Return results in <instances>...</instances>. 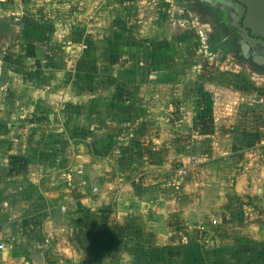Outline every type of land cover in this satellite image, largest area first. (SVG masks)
<instances>
[{
  "label": "crops",
  "instance_id": "obj_1",
  "mask_svg": "<svg viewBox=\"0 0 264 264\" xmlns=\"http://www.w3.org/2000/svg\"><path fill=\"white\" fill-rule=\"evenodd\" d=\"M107 1V34L99 35L98 9L60 7L55 16L42 8L34 15L30 5L0 0V264H46L53 246H60L62 261L75 264H264V236H236L214 247L196 238L164 243L153 226L121 221L155 214L162 202L158 190L149 208L126 210L118 194L129 192L131 171L146 181L153 170L136 144L156 123L146 108L158 103L155 59L178 47L158 1L141 7ZM127 10H139L129 32L116 19ZM87 250L93 259L85 258Z\"/></svg>",
  "mask_w": 264,
  "mask_h": 264
},
{
  "label": "rangeland",
  "instance_id": "obj_2",
  "mask_svg": "<svg viewBox=\"0 0 264 264\" xmlns=\"http://www.w3.org/2000/svg\"><path fill=\"white\" fill-rule=\"evenodd\" d=\"M13 1L23 7L30 5L29 12L34 15L42 8H50L55 16L60 13V7H68L67 13L77 7H84L85 11L98 9V18H93L96 34H107L102 25L106 20L107 0ZM135 1L140 3L139 7L145 2ZM149 1L148 6L158 1L164 8L176 37L171 41L178 52L162 53L155 59L156 71H161L159 85L153 89L158 103H147L146 108L156 123L152 132L149 130V135L140 136L136 144L145 161L154 163L153 170L146 181L139 180L140 174L131 171L129 177L133 181L128 183L129 192L118 196L124 200L125 209L137 204V211L149 208L147 204L152 200L156 202L159 191H163L162 202L155 214L131 213L121 221L134 227L153 226L154 235L164 243L196 238L199 243L214 247L236 236H264L261 231L264 228V71L238 59L218 28L212 23L203 24L207 23L203 19L206 15L184 10L186 0ZM119 14L122 17L116 19L123 21L128 32L129 27L133 31L135 26L130 17L138 21L139 10L135 14L129 10ZM115 25L114 29L118 30L119 23ZM75 46L72 44L71 50ZM20 61L18 58L14 62ZM72 94L75 91L70 90L68 95ZM50 108L52 114L58 112L57 99H53ZM175 109L180 114L176 120L171 118ZM33 115L43 117L42 112ZM144 128H148L147 123ZM150 137H154L156 144L151 145ZM152 150L153 156L148 158ZM259 188L261 191L257 192ZM106 204L102 207H107ZM202 225L205 229L201 232ZM50 251L46 264L76 263V260L62 261L60 246L59 249L53 246ZM94 256L87 250L85 258L91 260Z\"/></svg>",
  "mask_w": 264,
  "mask_h": 264
},
{
  "label": "flooded vegetation",
  "instance_id": "obj_3",
  "mask_svg": "<svg viewBox=\"0 0 264 264\" xmlns=\"http://www.w3.org/2000/svg\"><path fill=\"white\" fill-rule=\"evenodd\" d=\"M245 1L248 4H253L252 0ZM247 3H242L241 1L239 2V0H186L184 1V5L182 7L188 12L194 11L200 15H206L207 17L203 19L207 21V23L205 22L203 24L210 25L212 23L216 26L221 35L225 37V44L230 47L231 51L238 59L248 61L252 65L264 71V47L260 43L251 45L244 40L240 32L234 28L233 18L229 14L230 9L227 6L230 4L239 8V6L245 5L248 8ZM239 15L241 17L242 13L240 14L237 12V17H239ZM198 18L197 20H199ZM237 19H239L240 24H243L244 16ZM249 35L254 38H261L260 36H253L251 32ZM262 39L264 40V37H262Z\"/></svg>",
  "mask_w": 264,
  "mask_h": 264
},
{
  "label": "water",
  "instance_id": "obj_4",
  "mask_svg": "<svg viewBox=\"0 0 264 264\" xmlns=\"http://www.w3.org/2000/svg\"><path fill=\"white\" fill-rule=\"evenodd\" d=\"M247 3L245 0H239V2ZM253 4H248V8L244 6H239L236 8L235 5H227L230 9L229 14L233 18V25L240 34L243 36L244 40L250 43L251 45H255L256 43H260L264 47V0H252ZM237 12L242 16H244L243 24L239 23L240 15L237 17ZM253 36H260L261 38H254L249 35V33Z\"/></svg>",
  "mask_w": 264,
  "mask_h": 264
},
{
  "label": "built area",
  "instance_id": "obj_5",
  "mask_svg": "<svg viewBox=\"0 0 264 264\" xmlns=\"http://www.w3.org/2000/svg\"><path fill=\"white\" fill-rule=\"evenodd\" d=\"M176 111H177V109H175V110L173 111V113H171V118H173V119H175V120H176V117H178V116L180 115V114H176ZM96 190H97V188H94V191H96ZM61 209H62V210H66V206H65V205H62ZM4 246H5L4 243H0V249H3Z\"/></svg>",
  "mask_w": 264,
  "mask_h": 264
}]
</instances>
